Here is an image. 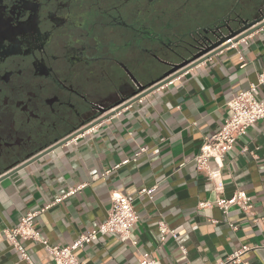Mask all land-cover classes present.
Masks as SVG:
<instances>
[{
    "label": "crops",
    "instance_id": "obj_1",
    "mask_svg": "<svg viewBox=\"0 0 264 264\" xmlns=\"http://www.w3.org/2000/svg\"><path fill=\"white\" fill-rule=\"evenodd\" d=\"M185 1L190 4L192 0H174V10L184 9ZM240 1L245 2L232 19L246 24L262 20L264 0ZM222 2L226 11L212 12L209 22L228 15L232 3ZM176 24L185 25V30H176L178 39L201 25ZM240 27L236 25L235 30ZM224 45L227 48L138 101L103 113L91 129H85L92 121L88 120L81 129L84 132L62 147L7 178L14 168L0 173V264H26L3 231L77 187L82 188L34 221V228L49 245L69 247L105 222L112 194L128 197L137 215L130 233L136 245L123 243L115 235H99L75 251L81 264H139L143 254L155 264H232L228 258L244 246L249 251L235 264H264V123L250 126L233 150L223 156L221 165L210 162L209 171L218 176L215 182L194 162L202 138L213 134L228 117V101L256 83L264 71V26ZM136 94L138 86L131 99ZM258 99L264 100V85L258 88ZM111 111L114 114L104 118ZM140 148L146 151L136 162L113 169L131 160ZM219 181L222 189L216 191ZM144 189L152 192L141 193ZM235 191H243L251 199L249 213L234 206L223 214L213 205L217 198L229 199ZM201 202L210 206L200 208ZM160 222L178 237L167 235L161 240L157 230ZM230 225L236 226L235 231ZM21 244L34 264H52L41 244Z\"/></svg>",
    "mask_w": 264,
    "mask_h": 264
},
{
    "label": "flooded vegetation",
    "instance_id": "obj_2",
    "mask_svg": "<svg viewBox=\"0 0 264 264\" xmlns=\"http://www.w3.org/2000/svg\"><path fill=\"white\" fill-rule=\"evenodd\" d=\"M175 24L174 0H0V173L166 78Z\"/></svg>",
    "mask_w": 264,
    "mask_h": 264
},
{
    "label": "built area",
    "instance_id": "obj_3",
    "mask_svg": "<svg viewBox=\"0 0 264 264\" xmlns=\"http://www.w3.org/2000/svg\"><path fill=\"white\" fill-rule=\"evenodd\" d=\"M227 41L226 43H229ZM225 44V43H224ZM222 44V45H224ZM264 85V71H262L256 79V83L249 85L245 91L239 92L234 95L228 102L229 115L224 120V123L219 129L214 131L213 134L206 135L202 138V144L199 152L194 157L195 167L205 171L206 177L211 182H215L218 177L217 173L209 171V164L212 161L221 165L223 156L230 153L238 138L246 135L247 130L257 122L264 123V100L258 99V88ZM145 148H140L131 160H125L121 164L116 165L113 169L116 170L122 165L130 162H136L141 153L145 152ZM82 187L71 188L61 198L44 207L43 209L31 211L21 217L20 222L13 228L3 231V235L8 243L14 248L21 259L26 264H34L31 261L30 255L22 247L21 242L34 241L41 244L46 250L47 255L51 257L52 264H81L75 251L87 246L97 240L99 235H115L123 243L129 242L131 245H136V242L131 240V229L137 222V215L133 210L132 201L125 195L112 194L110 197V207L107 211V218L105 222L99 224L95 229L90 230L87 235L79 237L69 247H60L57 245H49L41 238L38 231L34 228L33 224L38 215L49 209L50 206L60 203L68 196L73 195ZM222 189V182L215 183V190ZM152 189H144L141 193L150 194ZM219 208L223 214H227L229 208L236 206L244 213H249L251 210V199L243 191H235L229 199L217 198L213 204ZM210 203L201 202L198 204L200 208H207ZM231 230L235 231L236 226H229ZM158 233H160L161 240H164L167 235L173 238L178 237V233L170 230L167 226L160 222L157 226ZM249 251L247 247H242L240 250L235 251L229 258L228 262L235 264L240 263L242 254ZM139 264H155L153 260L149 259L148 254H143L142 261ZM247 264V263H244Z\"/></svg>",
    "mask_w": 264,
    "mask_h": 264
},
{
    "label": "water",
    "instance_id": "obj_4",
    "mask_svg": "<svg viewBox=\"0 0 264 264\" xmlns=\"http://www.w3.org/2000/svg\"><path fill=\"white\" fill-rule=\"evenodd\" d=\"M232 11L233 9H231V12ZM231 12L225 18H222L219 21H214L208 26L197 28L192 33H189L188 36H186V37L192 36V34L194 33L196 38L194 37L193 40L191 38L190 39L187 38L188 40L182 38L179 41H177L178 42L176 44L177 50L175 52L167 48V52L164 55L165 60L163 61L164 66L169 68L168 72H166L165 74L166 78L162 80H158L157 82L151 84L148 88L139 87L138 94H136V96L133 99L129 101L121 99L120 102L117 103L114 108H117L116 110H121V108L129 106L131 103L138 101L139 98H141V96L157 90L158 88L174 80L175 77H177L180 73H183L189 70L190 68H193V66H195L196 64L211 58L219 51L227 48L226 45H222V44L224 43L230 44L231 41L237 42L239 40H242L248 37L249 34L257 31L258 29L262 28V26H264V17L262 18L261 21L251 22L246 24L245 22H240L239 18L230 19ZM222 21H226L228 23L224 22V25L221 27L215 26L217 23ZM236 25L237 27L241 25V27L238 30H235ZM205 30L209 31L210 38L208 37L203 38L200 36V33ZM164 38H167V35H165ZM227 41L230 42L226 43ZM186 56H189V58L186 59ZM175 57L177 58V60H180L181 62L172 64L171 61H173ZM107 111L108 110H104L103 112L105 113ZM113 114L114 111H111L110 113L105 115L104 118H108ZM98 121L99 120H92L85 129H91L94 126L98 125L97 124ZM82 132L84 131L82 130L76 131L74 134H71L65 139L58 141L57 144H55L54 146H51L42 153H39V155L38 154L30 155L27 158L28 160L25 162L26 164L24 166H18V168H14L5 178L11 176V174L23 169L24 167L30 165V163L48 154V152L56 148L62 147L63 145L66 144L67 140L73 139L74 136L80 135L82 134Z\"/></svg>",
    "mask_w": 264,
    "mask_h": 264
},
{
    "label": "rangeland",
    "instance_id": "obj_5",
    "mask_svg": "<svg viewBox=\"0 0 264 264\" xmlns=\"http://www.w3.org/2000/svg\"><path fill=\"white\" fill-rule=\"evenodd\" d=\"M181 1V0H180ZM224 0H192L190 4L185 6V8H188V14L183 13L181 10H174L175 11V22L177 21H182L187 24H190L192 27L193 26H198L199 23L201 22L200 17H202V21H205L206 23L210 21V15L212 12L215 14L219 13H224L226 10L227 5L225 4L224 6L222 5ZM262 0H258L259 3H261ZM234 2L233 0H229V4ZM245 1H240L236 0L235 4L232 3V7L238 5L237 8L235 9L237 13H239L240 7L242 6V3ZM229 6V5H228ZM252 6V4H250ZM224 7V8H223ZM252 7H250L251 9ZM251 13H254L252 11ZM197 17V18H194ZM190 27V26H189ZM191 27V28H192ZM185 25L183 24H175V29L176 30H185Z\"/></svg>",
    "mask_w": 264,
    "mask_h": 264
}]
</instances>
